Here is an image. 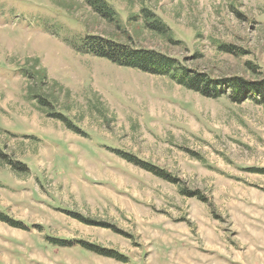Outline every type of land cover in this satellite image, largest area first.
<instances>
[{"label": "rangeland", "instance_id": "obj_1", "mask_svg": "<svg viewBox=\"0 0 264 264\" xmlns=\"http://www.w3.org/2000/svg\"><path fill=\"white\" fill-rule=\"evenodd\" d=\"M106 1L124 32L81 0H0V264H264V104L69 44L129 36L214 78L264 81V0Z\"/></svg>", "mask_w": 264, "mask_h": 264}, {"label": "trees", "instance_id": "obj_2", "mask_svg": "<svg viewBox=\"0 0 264 264\" xmlns=\"http://www.w3.org/2000/svg\"><path fill=\"white\" fill-rule=\"evenodd\" d=\"M87 5L96 16L113 27L116 32H124L121 27L119 17L115 10L106 0H81ZM143 18V27L150 33L162 38L168 43H175L172 39L170 29L163 23L159 17L151 13L149 10L142 8L140 10ZM117 36V35H116ZM128 41L121 42L115 36L102 37L96 35H86L81 38L78 43H69L71 47L79 54L91 55L96 58L104 59L110 64L126 67L148 74L155 77H163L169 79L180 87L189 91L198 93L207 99H220L225 95L227 89L230 93L229 99L232 102L241 103L248 99L254 100L256 103L264 104V81L250 82L240 77L214 78L209 74L199 73L186 67L185 63L168 54L152 49H141L131 44L129 36L125 37ZM224 52H231V47L220 46ZM32 75H26L32 81L46 85V75L43 71L32 69ZM44 105H48L42 101ZM56 117V116H54ZM0 157L4 158L3 153ZM130 156L127 157L129 162L138 163V161ZM132 160V161H130ZM141 164L142 168L163 178L169 182H174L171 176L166 175L163 171L156 169L146 163ZM184 194H189L185 191ZM197 193H195L196 195ZM8 219L0 213V221L7 222ZM9 222V221H8ZM115 258V255H109Z\"/></svg>", "mask_w": 264, "mask_h": 264}]
</instances>
